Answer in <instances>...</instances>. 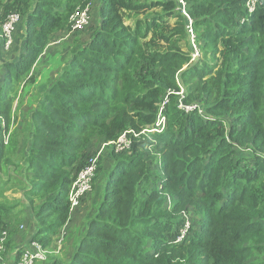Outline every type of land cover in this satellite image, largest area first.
Listing matches in <instances>:
<instances>
[{
  "label": "trees",
  "instance_id": "obj_1",
  "mask_svg": "<svg viewBox=\"0 0 264 264\" xmlns=\"http://www.w3.org/2000/svg\"><path fill=\"white\" fill-rule=\"evenodd\" d=\"M182 1L0 0V29L17 12L24 31L17 59L2 63L0 264L30 209L29 237L49 247L70 216L68 192L95 142L151 128L164 101L162 131L129 134V150L109 144L99 156L98 206L51 264H264V0L252 12L247 0ZM93 2L98 23L87 42L74 36L61 76L32 111L27 152L13 133L5 143L9 98L54 36L70 28L74 10ZM189 23L200 51L194 61ZM108 155L112 164L101 172ZM9 190L23 199H9ZM183 210L194 224L175 242Z\"/></svg>",
  "mask_w": 264,
  "mask_h": 264
},
{
  "label": "rangeland",
  "instance_id": "obj_2",
  "mask_svg": "<svg viewBox=\"0 0 264 264\" xmlns=\"http://www.w3.org/2000/svg\"><path fill=\"white\" fill-rule=\"evenodd\" d=\"M97 8L98 6L96 5V2H93L91 3L90 6H88V13L90 18H89V23L83 28L84 30L83 29L74 30L72 29L71 24L69 23L70 28L68 30L58 32L54 36L53 41L47 45L44 52L40 54L37 57L36 61L33 63L27 77L24 79V82H22L18 87L17 93L14 92L11 95V97L9 98L12 103V106L10 108V117L13 122L12 124L9 125L8 132L3 134L5 143L7 142L9 135L10 134L12 135L13 133L14 134L13 137L15 136V138L17 139L19 147H23V148L25 147L27 149L30 147L31 144L30 134L28 136L25 134V131L27 132V129L25 128H28V123L30 121L32 111L36 109L38 106H40V104L44 101V96L47 95L49 92L50 84L61 76V69L64 67L68 57L71 54V51L73 49V44H75V37L80 35L81 33L82 36L78 37L82 41L81 43L90 40L91 32L93 28L97 25L99 20V16L97 14ZM140 17H142V15H140ZM134 20L135 17L130 16L126 18L125 23L131 25L134 23ZM21 21L22 20L20 16L19 21L17 22L14 31L11 35V43L8 46L6 45V37L3 35V31H2L3 25H1L0 38L4 39V46L2 47V40H1L0 41V87L1 86L6 87L7 85V82H3L5 70L3 69L2 63L7 62L9 60L15 61L17 59L18 53L20 52L19 47L22 40V35H23L22 33L24 32L21 27L23 25ZM173 21H174L173 19L171 18L169 19L170 24H172ZM195 45L198 51L197 50L194 51V47H193L191 61L200 58L199 48L196 43ZM183 49H186L184 45H183ZM187 66L188 65H185L184 68H186ZM5 125H6V120L0 113V126L5 128ZM125 132L127 134L124 133L125 135L124 137L127 140H129L128 137L129 134L131 135H133V133L137 134L135 130H129ZM142 134H146V132H143ZM138 136L139 134L133 135V138H137ZM109 144H113L114 148L116 149L115 142H104V143L100 141L95 142L94 149H96V153L95 155L91 156L89 160L90 163L91 159H95V169H96V162L98 161L99 156L104 153L105 148ZM117 149H122L119 151H124V152L129 150V149H123L121 143H119ZM109 164L111 166L112 162L110 163V159L108 155L107 160L101 167V172H103ZM151 170L160 171L161 169L159 167V164H152ZM94 176H95V171L92 177L91 190L80 199L77 206L70 208L69 211L70 218H68L69 219L67 220L68 222H66L65 225L62 228H60L58 234L52 238L51 245L49 247H44L46 257L45 260L40 262L39 264H51L52 260L55 257L56 258H59L60 256L63 257L64 253L68 250V248L73 245V240H76L77 237L76 229H81L82 227H84V224L88 221L90 214L91 216H93L95 212V205L93 204L90 206L89 199L96 200L101 195V187L96 190L93 187ZM75 179L72 181V183L75 181ZM104 179H105V174H101L99 176V181H102L103 183L105 181ZM152 183L150 182L149 185ZM91 193L93 194L91 195ZM5 196H7L9 199L12 197L23 199V195L21 192H12L11 190L7 191L5 193ZM24 202L26 204L25 198H24ZM170 204L171 201L167 197L166 206H169ZM97 206L98 205H96V208ZM29 212L30 214L25 213L23 216L24 221L21 222L23 224V227L21 228L19 226L20 232L18 235L17 246L23 243L22 236L24 235V241H25L26 238L25 236L28 233V231L30 229L33 230L36 225L35 223L36 219L34 217L32 209H30ZM189 213L190 212H187L185 210L181 211L180 213V216L183 218V226L181 230L184 228L186 223L189 224V229L191 225L194 224L193 222L195 218L192 220L191 214ZM183 231L186 234L188 233V231L185 230V228L182 230V232ZM258 255L264 256V253Z\"/></svg>",
  "mask_w": 264,
  "mask_h": 264
},
{
  "label": "built area",
  "instance_id": "obj_3",
  "mask_svg": "<svg viewBox=\"0 0 264 264\" xmlns=\"http://www.w3.org/2000/svg\"><path fill=\"white\" fill-rule=\"evenodd\" d=\"M183 6L184 3L182 0H178ZM256 0H247V7L249 12H252L255 8ZM88 6L90 4L85 5L83 8L78 7L74 10V12L69 17V23L71 24L72 29L74 30H82L88 23H89V13H88ZM182 12L186 15L184 8L182 7ZM20 14L17 12H12L6 16V20H4V23L2 24V31L3 35L6 37V45L8 46L11 43V35L14 31V28L19 21ZM188 31L191 34V41L194 47V51L197 50L195 42H194V34L191 29V25L189 23ZM198 51V50H197ZM165 99V98H164ZM165 104V101L161 104L160 110H159V117L156 121V123L151 128H144L141 132H159L162 131L165 118L162 116L163 111V105ZM182 109H185L186 111L191 110V107L184 106L182 104L179 105ZM141 132L139 134H141ZM126 133V132H124ZM124 133H122L118 139L115 141L116 143V151L122 150L117 149L119 143H121L123 149H129L131 144V139L129 137V140H127L124 136ZM127 134V133H126ZM133 135H137L133 133ZM95 171V159H91L90 163L82 169L75 181L72 183L70 190L68 192V201H69V207L73 208L78 205L80 199L85 196L86 193H88L91 190L92 186V177L94 175ZM185 230L188 231L189 224L186 223L184 226ZM183 228V229H184ZM182 229V230H183ZM180 232L178 237L176 238L175 242L180 241L184 236H186V233L184 231ZM5 231L2 232V237L0 238V241L2 242L4 240ZM1 249V246H0ZM17 255V253H16ZM45 249L42 246V244L38 241L31 240L27 242V244L24 246H21V251L19 253L18 258L15 256V259L11 261V263H7L6 261H2L1 264H37L45 260ZM1 259V257H0Z\"/></svg>",
  "mask_w": 264,
  "mask_h": 264
},
{
  "label": "crops",
  "instance_id": "obj_4",
  "mask_svg": "<svg viewBox=\"0 0 264 264\" xmlns=\"http://www.w3.org/2000/svg\"><path fill=\"white\" fill-rule=\"evenodd\" d=\"M1 32V31H0ZM0 41H1V38H0ZM24 150H25V152H27V148H25L24 147ZM94 193V192H93ZM99 199H100V196H99ZM99 199H98V201H99ZM98 201L97 200H91V199H89V204H90V206L91 205H95V210H96V205L98 204ZM69 218H70V216H69ZM69 220V219H68ZM68 222V221H67ZM32 233H33V230H29L28 231V233L26 234V238H25V241H23V243L21 244V245H19L18 247H21L22 245H26L27 244V242H29L30 240H31V238L29 237V236H32ZM30 239V240H29ZM16 253H17V245H16V247L14 248V249H12L10 252H9V255H8V259L7 260H5L7 263H11V261H13L14 259H15V256H16Z\"/></svg>",
  "mask_w": 264,
  "mask_h": 264
},
{
  "label": "clouds",
  "instance_id": "obj_5",
  "mask_svg": "<svg viewBox=\"0 0 264 264\" xmlns=\"http://www.w3.org/2000/svg\"><path fill=\"white\" fill-rule=\"evenodd\" d=\"M70 208V207H69ZM69 211H70V209H69ZM23 226H21V228H22ZM31 241V240H30Z\"/></svg>",
  "mask_w": 264,
  "mask_h": 264
}]
</instances>
